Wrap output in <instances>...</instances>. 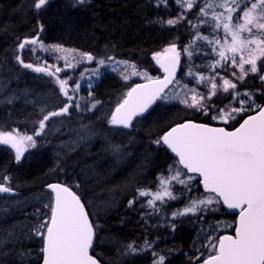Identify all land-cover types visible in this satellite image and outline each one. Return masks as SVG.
<instances>
[{"label": "trees", "instance_id": "trees-1", "mask_svg": "<svg viewBox=\"0 0 264 264\" xmlns=\"http://www.w3.org/2000/svg\"><path fill=\"white\" fill-rule=\"evenodd\" d=\"M203 2L197 0L198 4ZM33 4L34 0H0V80L1 76H5L0 81V88L6 85L12 91L9 97H19L22 92L26 100H30L38 91L47 89L49 81L20 67L18 62L29 61L30 56L28 49L19 51L16 48L20 41L38 38L42 45L53 44L95 57L124 60L135 64L137 70L157 78L161 72L154 66L152 55L173 44L180 49L190 44L197 31L193 25L199 22L196 15L198 8L186 11L176 0H89L85 5L75 0H49L39 11ZM181 15H184V20L175 25L167 24L169 19ZM198 30L201 35L213 34L207 25L200 24ZM198 43V53L193 56L192 64L205 68L210 59L206 55L210 54V50ZM185 65L186 60L182 58L178 77L185 72ZM227 65L216 69L218 76L210 74L218 86L222 84L221 77H225L237 84L236 91L249 92L256 104H263L264 81L258 78L261 74L248 75L241 83L232 75L238 70ZM137 82L140 81L124 82L112 73H104L100 77L88 94L95 107L91 106L90 110L80 107L81 113L68 121L69 125L82 124L84 134L77 133L78 129L73 127L72 130L71 127L66 141L67 154H55L50 149L36 147L26 152L17 163L9 149L0 147V183L21 193L13 197H0V264L39 263L42 243L35 248L31 241V215L39 208L44 211V218L50 215L45 207L47 201H44V196L47 198L50 193L42 190L49 182L63 183L79 195L94 225L96 219L93 220L92 215L97 216L101 227L99 231L96 228L91 255L101 264H151L157 255L158 258L161 255L165 257L164 264H194L210 255L204 253L205 243L201 241L202 231L207 226L214 220L226 219L232 222L233 227L234 215L225 213L221 205H217L218 211H212L208 206L203 212L177 217L170 223L165 210L163 217L144 218L139 215L135 203L127 206V199L134 189L151 188L155 180L166 175L164 171L167 172L170 163L177 166L164 147L154 141L182 121L221 124L211 117L218 115L222 105L230 101L233 91H217L210 100L206 99L205 103L210 106L207 115L178 103L158 102L132 122V129H114L111 136L105 139L91 136L94 132L96 134L97 124L100 132L108 134V116L124 91ZM49 93L54 96L53 90ZM7 99L3 100L6 103H1L0 130L23 128L26 123L38 119L39 110L33 112L21 101ZM253 111L242 113L229 124L221 125L231 128ZM78 139H83L84 143L78 145ZM174 184L171 192L177 198L165 203V209L171 211L184 205L186 199L183 203L181 197L187 198L186 191L190 188V184L187 187L182 184L178 186L176 181ZM193 185L190 195L194 194V198H197L203 193L196 179ZM131 196L134 200L138 199L135 195ZM48 199L50 201V196ZM96 199H99L100 206ZM88 202L92 204V209ZM24 222L27 224L23 230ZM232 227L224 233H231ZM10 233L18 237L13 235L11 241ZM224 233L216 234L220 236ZM137 240L144 245L147 241L151 245L148 250L156 255L149 251L141 256L136 254L129 257L125 254L127 242ZM133 246L137 249V245Z\"/></svg>", "mask_w": 264, "mask_h": 264}, {"label": "snow or ice", "instance_id": "snow-or-ice-1", "mask_svg": "<svg viewBox=\"0 0 264 264\" xmlns=\"http://www.w3.org/2000/svg\"><path fill=\"white\" fill-rule=\"evenodd\" d=\"M49 0H34V8L39 11ZM80 5H85L89 0H75ZM176 3L186 11L198 8L196 13L200 24L207 25L215 38L201 35L199 25H193L197 29L195 36L197 40L206 41L212 45V51L218 56V60L210 65L223 67L230 64L239 69L237 77L241 83L249 74L264 73V62L258 67V61H264V0H204L198 4L197 0H176ZM221 9V11H217ZM210 17V19H200ZM184 15L176 19H169L167 24L175 25L184 20ZM188 23H192L188 21ZM42 30V29H41ZM223 35H220V33ZM38 43V38L26 39L19 45L24 49L25 45ZM195 41L183 51L189 57L190 50ZM43 48V45H41ZM51 51L65 53L61 57L67 63L68 68L74 67L69 57L75 50L54 46ZM82 59L91 62L94 57L91 54L77 53ZM153 60L165 73L164 78H153L147 72L137 70L135 64L126 61H117L124 65L121 77L125 81L134 76H141L146 82L131 86L124 94L123 99L117 104L111 114L109 123L113 126L123 128L132 127L133 119L145 113L157 100H168L165 89L170 84L180 82L176 80V70L180 64V52L175 44L166 47L162 52L153 55ZM19 59V57H18ZM109 59H113L109 57ZM24 68L31 69L36 73H44L55 76L62 71L60 67L52 65L33 66L24 63ZM98 63L103 66L105 60L100 59ZM249 67H245V66ZM129 69H131L129 73ZM115 70V69H114ZM96 70L95 74H98ZM189 75H194L189 70ZM235 75V73H233ZM264 81V74L258 77ZM70 79V78H69ZM222 85L216 83L215 78H206L200 75L196 83L210 85L207 97L198 93L195 88L184 86L183 95L176 93L172 98L178 99L189 109L203 111L207 115L210 106L205 100L215 96L218 89L222 87L223 92L232 91V99L236 100L240 107H231L230 110L221 109L219 114L212 116L214 120H220L229 124L236 116L248 111H256L255 115H249L239 122L238 127L232 130L225 127H211L206 124L186 121L179 123L158 137L154 143L166 146L178 157L177 163L201 178L200 183L210 195L203 199L192 200L187 207L173 216L195 214L201 210V206L221 205L228 210H238V220L234 228V235H223L215 240L210 239L208 246L212 249L211 254L201 264H264V106L256 104L249 92H238L237 84L228 79H223ZM60 91L68 101L73 97L68 92V79L56 80ZM80 85L76 84L75 89ZM190 94V95H189ZM241 96L247 99H237ZM96 103H99L97 101ZM71 104H66L59 111H52L43 116L39 122V131L34 133L40 136L46 127V121L52 117L67 115ZM79 108V103L75 104ZM95 107V104L92 105ZM33 135L21 134L16 130H0V144L9 145L15 150V159L20 162L24 152L29 148L36 147ZM179 168L174 169V174L160 179V190L153 193L140 190V197H150L147 205L156 208V201L165 202V197L176 199L177 197L169 189L172 181L188 186L187 181L195 179V176H187ZM187 176V180L181 179ZM8 179V177H5ZM54 194L52 202L45 205L50 210V215L43 218L35 228V234L42 239V264H99V261L90 254L96 235V228L85 211V205L81 198L68 186L59 183L48 185ZM11 188L0 183V193L10 192ZM130 205L133 203L129 202ZM218 211V208L211 209ZM132 242L127 246L128 251L135 253L137 249ZM150 247L145 241V248ZM143 250V249H142ZM156 255L155 252L152 253ZM196 259H199L197 257ZM163 255L153 261V264H164Z\"/></svg>", "mask_w": 264, "mask_h": 264}, {"label": "rangeland", "instance_id": "rangeland-1", "mask_svg": "<svg viewBox=\"0 0 264 264\" xmlns=\"http://www.w3.org/2000/svg\"><path fill=\"white\" fill-rule=\"evenodd\" d=\"M217 11H221V9H217ZM201 19H210V17H201ZM198 25H200V22H198ZM220 35H223V33L221 32ZM215 36H216V34L213 33L210 37L215 38ZM30 39H33V38H30ZM192 41H195V44L190 49L192 51V56L191 57H189L187 55V53H185L183 51V49L184 48H188L190 44L184 46V48H182V49H180V48H178L176 46L177 50L180 52V61L182 60V58H184L186 60L185 72L180 77L177 76L176 80H178L180 82L179 84H176L174 82L173 85L170 86L165 91V94H167L169 96V99L168 100H159V102L166 103V104L167 103H178V104H181V103H179L178 99H173L172 97L176 93H180L181 95H183V90H184V86L185 85L187 86V88H195L198 93H201L204 96H205V92L206 91H208L207 96L210 95V93H209L210 85L205 86L204 82H201V83L197 84L196 83V79L200 75H204L206 78H211L210 74H213L214 76H218L217 73H216V69L221 68V67L218 66V67L215 68V70H213V68L210 67V65L214 64L219 58L212 51L213 46L209 45L206 41L197 40L196 36H193ZM198 42H201V44L205 45L206 48L210 50L209 51L210 54L206 55L207 57H210V59L207 61V66L205 68H202L201 66H194V64H192L193 56L198 53V48H199V43ZM21 43H23V41H20L19 44L16 45L17 49H18V47H19V45ZM41 45L42 44L38 41V43L35 44V45L27 44V45H25L24 49H21V51L27 50V49L30 50V52H29L30 53L29 61H24V63H31V64H33L34 67L35 66L52 65L53 66L52 69H51L52 71H54L55 67H60L62 69V71H60L59 73H56L55 76H48V75H46L44 73H36V72L32 71L31 69H29L30 72L38 75L43 80L47 79L49 81V82H47L48 87H50V85H53L54 88L53 89L40 90L30 100H26L24 98L25 94L22 93V92L19 94V97H17V95H16L17 93L15 94L16 96L13 97V95H11L9 97V95H10V93H12V91H9V89L6 88V85L5 86L3 85V88L2 87L0 88V108H1V106L3 107V104L1 105V103L4 102L3 100H6L9 97L8 99L12 98V100L21 101L29 109H32L33 112L35 110H39L38 119H35V120H33V121L29 122V123H26V126L23 127V128L13 127L10 130H16V131L20 132L21 134L33 135L34 139L37 142L36 143V147H42V148L50 149L51 151L50 150L49 151L50 152L53 151V153H55V154H58V153H63V154L66 153L67 154L68 153V146H67L66 141H67L69 132L71 133V127H72V130H73V127L75 129H78V130H76L77 133L84 134V126L82 124L75 123L77 125H75V124H70L69 125L68 121L74 119L73 117L76 116L78 113H81V111H79L80 107H82V108H84L86 110H90V108L93 105V103H92V101L89 100L90 99V97L88 95L89 94V89L100 79V77L104 73H112V74L118 76L119 79H121L124 82H129V81L132 82V80H136V81H145V80L141 76L131 77L127 81L122 79L120 73L124 71V65L122 63L121 64H117L116 62L117 61H122L123 62L124 60H118V59L114 60V59H109V57H95V56H93L94 59L91 62H89L86 59H82L81 56L77 55V53H81V52H78V51L73 52L72 56L69 57V61L68 62L72 63L74 65V67L68 68L66 61L61 58V57L65 56L66 54L62 53V52L61 53H57V52L51 51V48H53L54 46H58V45L48 44V45H43V48L41 47ZM60 47H62V46H60ZM167 47H169V46H167ZM62 48H65V47H62ZM66 49H68V48H66ZM164 49H162L159 52H162ZM83 54H87V53H83ZM153 55H152V57H153ZM100 59L105 60V65L101 66L98 63V61ZM152 61H153L154 66L159 69V65L156 63L155 60H153V58H152ZM262 62H264V61H258V67H259V65ZM18 63L20 65V67L23 69V65L20 63V61ZM221 64H224V62L221 61ZM227 66H230V64H228ZM245 67L247 68L249 66L246 65ZM97 69L99 70V72H98V74H95ZM190 69H191V71H192V73L194 75H189V70ZM234 69L238 70V71L235 72V75H233V74L232 75L234 76L236 81L241 82L240 80L237 79V77L239 76V69L238 68H234ZM128 71L130 73L131 69H129ZM138 71L145 72L143 70H138ZM257 74H264V73H257ZM249 75H253V74H249ZM4 78H5V76H1V80L0 81L2 82ZM57 78H59V79H68V92H69V95H71L73 97L72 101H68L67 97H65L63 95V93L60 91L59 85L56 82ZM224 79H226V78L224 77ZM228 80H230V79H228ZM220 81L223 83L222 79H220ZM76 84H79L80 88L74 90ZM6 89H8V91H5ZM220 89L221 90H218V91L220 93H224L223 90H222V87ZM50 90H53V92H54L53 95L56 98L55 99L56 109H54V108L53 109H48L47 108V104H48L47 102H48L49 97H50V93H49ZM127 90L128 89H126L124 91L123 96L127 92ZM31 96H32V93H31ZM123 96L120 98L119 102L123 99ZM8 99H7V101H8ZM237 99H247V98H244L243 96H241V97H239ZM4 103H6V102H4ZM76 103H79V105H80L79 108L75 107ZM66 104H71L72 105V107L69 108V113L67 115L52 117L51 119L46 121V127L43 130V133L40 136H35L34 133L36 131H39V122L43 118V116L46 115L47 113L52 112V111H59ZM181 105H184V104H181ZM231 107H240L239 103L236 100L232 99V96H231L230 101L225 106L222 105L220 110L221 109L230 110ZM114 108H113V110H114ZM212 108H215V107L212 106ZM49 110H51V111H49ZM113 110L111 111L110 115L108 116V118L106 120L107 121L106 122L107 125L110 127V130L107 132L108 134H105L106 132L105 133L104 132L103 133L100 132V128H99L100 126H99V124H97L96 128H95L96 129V134L94 132V134H91V136H93L95 138L105 139L106 136H108V137L111 136L112 131L114 129H120L118 126H113V125H111L109 123V120H110V117H111V114H112ZM219 112L217 114H219ZM214 121L216 123L224 124L220 120H214ZM87 128H88V125L86 126V129ZM130 129H132V127H130ZM10 130H6V131H10ZM86 131L88 133L87 134V136H88L89 135V129L86 130ZM75 136L77 137V135H75ZM77 142H78L77 143L78 145H82L84 143L83 139H78ZM0 147H4V148L9 149L12 152V154H13V158L15 159L16 153H15V150L13 148H11L9 145H3V144H0ZM36 147H34V148H36ZM34 148H29L27 151L24 152V154L26 152H28L29 150H33ZM15 161H16V159H15ZM176 168H179V167L175 166L173 163H170V166L167 168V172L164 171V174H166V175L160 176L157 180H155V183L152 184L151 188H145V189L144 188H140V189H137L136 191L134 189V192L131 195H135V197L138 198V199L134 200V198H133L132 200H130V197H131V195H130V197H128L127 201L130 200L133 203H135L134 205H137V211L139 212V215L143 216L144 218L153 217V216H161V217H163L162 214L164 213V210H165V211H167V214H166V217L168 218L167 220L170 223V222H173L174 220H176L177 217L183 218V216L193 215L192 213H188L186 215H177V216L174 217L173 213L179 212L182 209H184L185 207H187L192 200L203 199V198H206V197H208L210 195V194H202L201 196H198L197 198L196 197L194 198V194L190 195L191 191L193 190L192 187L194 188V185H193L194 179H193V180L187 181V184H190V188L186 191L187 198L184 197V196L181 197L183 203L185 201L184 199H186V201H185V203H184V205L182 207L177 208L176 210H172V211H171V209H165L166 201L167 200H172V199H169L168 197H165V202L164 203H161L160 201H156V208L149 207L147 205V200L150 199V197H140L139 196V191L140 190H147V191H150V192H153V193L159 191L160 188H161L160 179L161 178H167V177L173 175L174 174V169H176ZM181 179L187 180V176H181ZM174 182L175 181H172L171 184L168 186L170 191H171V186H175ZM177 185L179 186L180 184L177 183ZM47 196L48 197L50 196V201H49L48 197L46 198L45 196H44V198H45L44 201L45 202L47 201V204H50L51 203V194L50 195L47 194ZM39 199H41V198H38V200ZM96 201H97V205L100 206L99 199H96ZM129 202H127V206H131ZM88 204H89V206L92 209V204H90L89 202H88ZM209 206L212 209L217 207L216 204L209 205ZM207 207L201 206V210L197 211L195 214L203 212V209L207 208ZM49 212H50V210L48 209V214H49ZM31 217H32V225L34 227V228L32 227L33 230L32 229L30 230L31 241L35 245V248H39L40 244L42 243V239H41V237H39V236H37L35 234V228H36L37 224L40 222V220L44 218V211H42L41 208H39V210L36 211L35 213H33L31 215ZM92 218H93V220L96 219L95 226H98L97 230L99 231V229L101 227L100 221L97 219L96 215H92ZM160 219H162V218H160ZM162 220H164V219H162ZM162 222L164 223V221H162ZM26 224L27 223H25V222L23 223V228H22L23 230H24ZM231 225H232V222L229 221V220L217 219V220H214V222H212V224L207 226L202 231L201 241H203V243H205V245H203L204 253L208 252L209 254H211L212 249L208 246V241L210 239L215 240L219 236V234L227 232V231H230L231 227H232ZM32 231L34 233H32ZM216 233H219V234H216ZM8 235H9V239L11 241L13 240L14 236H17L16 234L14 235L12 233H10ZM133 242H135L134 245H137V251L135 253H131L130 251H128L127 248H124L125 254L129 255V257H132L133 255H136V254H138V256H141V255H144L145 252H147V251L151 252L150 250H148L150 247L145 248V245L143 243H141V241L137 240V241H133ZM131 243L132 242H127L126 247L129 244H131ZM151 253H153V252H151ZM149 256L153 257L152 254H150ZM154 257L158 258V255L154 256ZM157 258L154 259L153 261L157 260ZM151 264H153V262Z\"/></svg>", "mask_w": 264, "mask_h": 264}, {"label": "water", "instance_id": "water-1", "mask_svg": "<svg viewBox=\"0 0 264 264\" xmlns=\"http://www.w3.org/2000/svg\"><path fill=\"white\" fill-rule=\"evenodd\" d=\"M159 69H160V67H159ZM179 69H180V64H179V66L177 67V70H176V78H177V76H178V74H179ZM160 71H161V76L160 77H158V78H160V79H163L164 78V75H165V73L160 69ZM146 81H142V82H138V83H140V84H143V83H145ZM137 84V83H136ZM135 85V84H134ZM134 85H132V86H134ZM171 85V84H170ZM169 85V86H170ZM168 86V87H169ZM168 88H166L165 89V91L167 90ZM129 90V89H128ZM127 90V91H128ZM159 100H157L156 101V103L158 102ZM156 103H154L145 113H143L141 116H143V115H145ZM262 106H264V103L262 104ZM115 109V108H114ZM114 111V110H113ZM256 114V111H254L253 113H251V114H248V115H246V116H244L243 118H246L247 116H249V115H255ZM141 116H137V117H135V118H138V117H141ZM134 118V119H135ZM243 118H241V120L239 121V122H242V119ZM133 119V120H134ZM186 121H192V120H186ZM186 121H182V122H180V123H183V122H186ZM192 122H195V123H200V124H206V125H208V126H211V127H224V126H222V125H214V124H207V123H202V122H198V121H192ZM239 122L234 126V127H238L239 126ZM177 124H179V123H177ZM177 124H175V125H177ZM175 125H173V126H175ZM173 126H171V127H173ZM119 127V126H118ZM170 127V128H171ZM234 127H232V128H230L229 130H232ZM120 128H123V127H120ZM169 128V129H170ZM123 129H128V128H123ZM168 129V130H169ZM227 129V128H226ZM166 132V131H165ZM164 147V149L167 151V153L172 157V159H174L176 162L178 161V157H176L175 156V154L174 153H172L171 152V150L170 149H168L166 146H163ZM178 164V163H177ZM178 166L181 168V169H183V166L182 165H179L178 164ZM184 171H185V173H187V170L186 169H183ZM187 175H194V176H197L196 174H194V173H187ZM197 178H198V182H197V186H198V188L200 189V191L201 192H203V193H206V194H209L208 192H206L205 190H204V188H203V184L202 183H200V180H201V178L199 177V176H197ZM54 183H59V184H61L62 186H66L65 184H63V183H60V182H50V183H48V184H45L43 187H42V190L43 191H48V192H50L51 193V196L53 197L54 196V194L51 192V190L49 189V187H48V185H50V184H54ZM21 193L20 192H18V191H16V190H14V189H11V191L10 192H5V193H0V197H13V196H18V195H20ZM221 206H222V204H221ZM222 209L224 210V212L225 213H227V214H231V215H234V224H233V228H232V232H231V234H223V235H234V228H235V226H236V223H237V220H238V210H228V209H226V207H224V206H222ZM86 211V210H85ZM223 235H221V236H223ZM220 237V236H219ZM90 251H91V249H90ZM207 258V257H206ZM205 259V258H204ZM203 259V260H204ZM203 260H201V261H199V262H197V263H195V264H201V262L203 261ZM38 264H42V256H41V259H40V261H39V263ZM99 264H100V262H99Z\"/></svg>", "mask_w": 264, "mask_h": 264}, {"label": "flooded vegetation", "instance_id": "flooded-vegetation-1", "mask_svg": "<svg viewBox=\"0 0 264 264\" xmlns=\"http://www.w3.org/2000/svg\"><path fill=\"white\" fill-rule=\"evenodd\" d=\"M18 50L21 51V49H20L19 47H18ZM29 52H30V50H29ZM27 69H28V68H27ZM51 86L54 88L53 85H51ZM47 89H52V88L47 86ZM45 90H46V89H45ZM55 99H56L55 96H50V97H49V100H48V102H47V103H48L47 106H49L48 109H53V108L56 109V106H55ZM49 111H51V110H49ZM129 197H130V196H129ZM132 199H133V197L131 196V197H130V200H132ZM130 200H129V201H130ZM129 201H127V202H129ZM131 204H132V203H131ZM94 240H95V238H94Z\"/></svg>", "mask_w": 264, "mask_h": 264}, {"label": "bare ground", "instance_id": "bare-ground-1", "mask_svg": "<svg viewBox=\"0 0 264 264\" xmlns=\"http://www.w3.org/2000/svg\"><path fill=\"white\" fill-rule=\"evenodd\" d=\"M48 107H49V106H47V108H48ZM44 110H45V109H44ZM44 110H43V111H44ZM40 112H41V111H40ZM49 183H50V182H49ZM47 184H48V183H47Z\"/></svg>", "mask_w": 264, "mask_h": 264}]
</instances>
